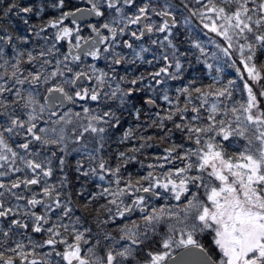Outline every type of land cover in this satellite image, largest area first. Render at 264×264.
I'll list each match as a JSON object with an SVG mask.
<instances>
[{
	"label": "snow or ice",
	"instance_id": "obj_1",
	"mask_svg": "<svg viewBox=\"0 0 264 264\" xmlns=\"http://www.w3.org/2000/svg\"><path fill=\"white\" fill-rule=\"evenodd\" d=\"M0 264H264V0H0Z\"/></svg>",
	"mask_w": 264,
	"mask_h": 264
},
{
	"label": "trees",
	"instance_id": "obj_2",
	"mask_svg": "<svg viewBox=\"0 0 264 264\" xmlns=\"http://www.w3.org/2000/svg\"><path fill=\"white\" fill-rule=\"evenodd\" d=\"M132 171H135V169H131Z\"/></svg>",
	"mask_w": 264,
	"mask_h": 264
}]
</instances>
